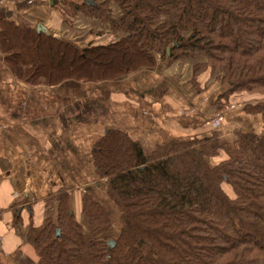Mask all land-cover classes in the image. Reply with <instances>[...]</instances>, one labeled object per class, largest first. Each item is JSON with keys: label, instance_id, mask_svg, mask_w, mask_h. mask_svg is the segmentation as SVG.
I'll use <instances>...</instances> for the list:
<instances>
[{"label": "trees", "instance_id": "16d2710c", "mask_svg": "<svg viewBox=\"0 0 264 264\" xmlns=\"http://www.w3.org/2000/svg\"><path fill=\"white\" fill-rule=\"evenodd\" d=\"M116 3L119 17L108 0L69 3L75 13L122 36L107 45L80 48L44 28L5 25L2 44L16 77L31 86L100 84L155 68L158 58L168 66L201 61L192 82L208 87L215 80L228 88L218 111L233 96L260 95L243 109L264 124V0ZM233 138L215 132L147 152L110 129L96 144L93 161L120 212L117 233L110 234L106 209L86 197V234L71 194L62 189L48 199L56 217L30 229L38 264H264V133L240 129ZM222 154L225 160L212 163Z\"/></svg>", "mask_w": 264, "mask_h": 264}, {"label": "crops", "instance_id": "0c3cea01", "mask_svg": "<svg viewBox=\"0 0 264 264\" xmlns=\"http://www.w3.org/2000/svg\"><path fill=\"white\" fill-rule=\"evenodd\" d=\"M68 2L62 0L59 6L65 9ZM56 7L53 0H0V264L39 263L30 229L56 217L48 199L62 189L71 194L73 214L86 234L90 232L83 213L86 197L106 209L113 223L110 233H117L120 212L108 198L106 182L99 178L93 161L96 144L110 129L126 133L147 152L215 132L228 141L240 129L264 133L261 116L243 109L261 98L233 96L220 113L217 102L228 88L215 80L208 87L193 83V67L201 61L168 66L158 58L155 68L100 84L73 80L56 86L26 84L9 65L1 35L5 25L42 26L64 39L52 32L59 18ZM94 22L100 31L110 32L109 24ZM117 36L116 40L122 38ZM79 40L82 46L66 41L80 48L107 45ZM208 78L206 73L203 80ZM220 116L222 122L216 126ZM226 158L222 154L212 163Z\"/></svg>", "mask_w": 264, "mask_h": 264}, {"label": "rangeland", "instance_id": "374dc122", "mask_svg": "<svg viewBox=\"0 0 264 264\" xmlns=\"http://www.w3.org/2000/svg\"><path fill=\"white\" fill-rule=\"evenodd\" d=\"M60 1V0H59ZM62 1V0H61ZM68 4L71 2H80V0H68ZM110 2V8L113 12L114 17H119V9L116 3V0H108ZM57 10V21L52 28V32L58 36H61L64 39H70L74 42H80V38H83V41L87 39H92L94 42H99L102 44H109L116 41L118 36H115L111 30L109 33L106 31H100L102 29L100 25L96 24L95 19L86 17L81 13H75L72 8L68 5L65 9L60 7L59 4H56ZM50 24V23H49ZM107 25V24H106ZM36 28V27H35ZM78 43V44H79ZM87 42H84L85 44ZM82 46V43L81 45ZM24 48L17 51L18 55H22ZM93 70V69H91ZM258 96V95H254ZM257 98H263V96H258ZM260 101V100H257ZM255 102V101H254ZM253 102V103H254ZM224 189L230 198L234 199L235 195L230 186L224 185ZM111 234V233H110ZM111 236H114V234Z\"/></svg>", "mask_w": 264, "mask_h": 264}, {"label": "built area", "instance_id": "2783aa9c", "mask_svg": "<svg viewBox=\"0 0 264 264\" xmlns=\"http://www.w3.org/2000/svg\"><path fill=\"white\" fill-rule=\"evenodd\" d=\"M234 108V106H232V109ZM222 122V117L220 116V117H218L215 121H214V123H215V125L217 126V125H220V123Z\"/></svg>", "mask_w": 264, "mask_h": 264}, {"label": "water", "instance_id": "95a60500", "mask_svg": "<svg viewBox=\"0 0 264 264\" xmlns=\"http://www.w3.org/2000/svg\"><path fill=\"white\" fill-rule=\"evenodd\" d=\"M42 28H44V27H42V26H39V27H38L39 30H41ZM44 29H45V28H44Z\"/></svg>", "mask_w": 264, "mask_h": 264}]
</instances>
